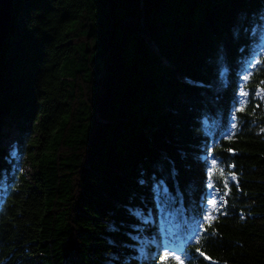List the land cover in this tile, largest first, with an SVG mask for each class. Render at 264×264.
I'll use <instances>...</instances> for the list:
<instances>
[{
	"label": "trees",
	"instance_id": "trees-1",
	"mask_svg": "<svg viewBox=\"0 0 264 264\" xmlns=\"http://www.w3.org/2000/svg\"><path fill=\"white\" fill-rule=\"evenodd\" d=\"M258 88L264 0H14L0 264H264Z\"/></svg>",
	"mask_w": 264,
	"mask_h": 264
},
{
	"label": "snow or ice",
	"instance_id": "snow-or-ice-1",
	"mask_svg": "<svg viewBox=\"0 0 264 264\" xmlns=\"http://www.w3.org/2000/svg\"><path fill=\"white\" fill-rule=\"evenodd\" d=\"M257 63H260V61H257ZM243 79L245 81L249 80L250 79V74L249 75H245L243 77ZM257 96L260 97V98H264V96H261V93H264V89H261V88H258L257 90ZM247 96H248V93L246 91L242 90L240 91L239 93V96L237 97V102L240 104V107H238L236 109L237 112H241V111H244L246 105H247ZM232 128H236V124L234 123L232 125ZM212 164L215 165L216 164V159L213 158L212 160ZM208 182H207V188L209 189V195L212 197L210 199L207 200V204L209 206L210 209L214 210V211H219L217 205L219 203V200L217 198V195H218V189H215V184L213 183V173L211 170H209L208 172ZM232 179L234 180L235 179V176L232 175ZM141 183H144V181H141ZM224 187L227 188L228 187V184L227 182H225L224 184ZM224 195H227V192L224 193ZM219 199H222V197H219ZM214 219V216H213V211H208L205 216H204V220L206 222H208V225L211 226V221ZM201 228L203 229V225H201ZM197 243H199V240L197 241ZM199 251V249H197ZM164 257L167 258L170 256V253L165 250L164 253H163ZM201 255H203V253H201ZM172 259H175V260H179V257L177 256H172L171 257Z\"/></svg>",
	"mask_w": 264,
	"mask_h": 264
},
{
	"label": "water",
	"instance_id": "water-1",
	"mask_svg": "<svg viewBox=\"0 0 264 264\" xmlns=\"http://www.w3.org/2000/svg\"><path fill=\"white\" fill-rule=\"evenodd\" d=\"M14 0H0V50L11 27V8Z\"/></svg>",
	"mask_w": 264,
	"mask_h": 264
},
{
	"label": "rangeland",
	"instance_id": "rangeland-1",
	"mask_svg": "<svg viewBox=\"0 0 264 264\" xmlns=\"http://www.w3.org/2000/svg\"><path fill=\"white\" fill-rule=\"evenodd\" d=\"M261 96H264V93H261ZM11 130H13V131H12L10 136L15 135V128H11ZM2 145L10 153L13 152L14 149H15L14 142L11 139H7V140H4V141L2 140ZM20 172H22L24 175H27L29 177V175L32 173V170H31V168H30L28 163H24L20 167ZM138 239H140V241L142 243H145L147 245L155 244L154 240L151 237H148L144 232H142L141 234L138 235ZM219 264H224V263H219Z\"/></svg>",
	"mask_w": 264,
	"mask_h": 264
}]
</instances>
